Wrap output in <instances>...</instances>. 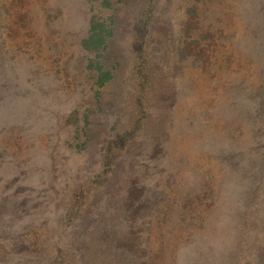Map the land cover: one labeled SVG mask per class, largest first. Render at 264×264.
<instances>
[{"label":"rangeland","instance_id":"1","mask_svg":"<svg viewBox=\"0 0 264 264\" xmlns=\"http://www.w3.org/2000/svg\"><path fill=\"white\" fill-rule=\"evenodd\" d=\"M143 1L0 0V264H264V0Z\"/></svg>","mask_w":264,"mask_h":264},{"label":"trees","instance_id":"2","mask_svg":"<svg viewBox=\"0 0 264 264\" xmlns=\"http://www.w3.org/2000/svg\"><path fill=\"white\" fill-rule=\"evenodd\" d=\"M143 13H142V18L144 19L143 21L145 23H150L151 20L154 19V8H155V0H144L143 1ZM146 27V26H145ZM101 34L102 31L99 33H96V31H94L93 35H91L88 40H86L84 42L85 47L87 49L92 48V46L97 45V44H101L103 42V38H101ZM140 61L138 62L137 65V70H136V76L138 77V79L140 80V88L142 90V93L139 95V97H137L136 101H137V106H138V111H143L144 109V100L146 98V92H145V87L147 85V83H150V74L149 72L146 70L145 66V61H144V53L143 51L141 52L140 55ZM143 119L138 118V125L142 122ZM137 123V120H136ZM142 125H139V127H141ZM136 134V128H132L130 130H127V132H125L122 136V140L118 142V144H120V146L128 144L132 139L133 136H135ZM111 144L114 145V142L112 141ZM109 151H111V148H108Z\"/></svg>","mask_w":264,"mask_h":264}]
</instances>
